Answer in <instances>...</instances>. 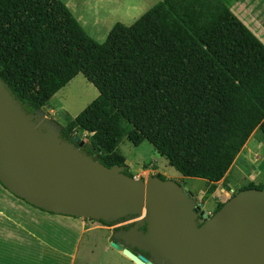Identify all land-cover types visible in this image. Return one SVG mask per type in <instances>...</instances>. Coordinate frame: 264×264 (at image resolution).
<instances>
[{
	"label": "trees",
	"instance_id": "16d2710c",
	"mask_svg": "<svg viewBox=\"0 0 264 264\" xmlns=\"http://www.w3.org/2000/svg\"><path fill=\"white\" fill-rule=\"evenodd\" d=\"M223 1L161 0L97 44L60 0H0V80L33 115L81 74L98 96L61 140L84 135L80 151L107 168L125 167L123 138L146 141L182 177L218 182L264 136V45Z\"/></svg>",
	"mask_w": 264,
	"mask_h": 264
},
{
	"label": "water",
	"instance_id": "95a60500",
	"mask_svg": "<svg viewBox=\"0 0 264 264\" xmlns=\"http://www.w3.org/2000/svg\"><path fill=\"white\" fill-rule=\"evenodd\" d=\"M59 134L40 110L26 115L0 80V185L14 197L95 221L144 212L110 243L136 264H264V190H240L209 215L174 181L104 167L80 151L83 141Z\"/></svg>",
	"mask_w": 264,
	"mask_h": 264
},
{
	"label": "rangeland",
	"instance_id": "374dc122",
	"mask_svg": "<svg viewBox=\"0 0 264 264\" xmlns=\"http://www.w3.org/2000/svg\"><path fill=\"white\" fill-rule=\"evenodd\" d=\"M60 1L91 40L97 44H102L114 24L131 25L144 12L161 0ZM223 2L230 10L233 9L248 27L255 30V36L261 39L260 41L264 45V32L257 29L256 25L258 24L254 21L259 17L264 19V0H244L241 4L231 0H224ZM97 96L98 92L94 86L81 74H78L62 87L53 96L54 98L50 99L48 108L40 111L41 114L48 117L56 129H61L68 122V118L76 116ZM57 102L61 104V107L56 105ZM49 106L54 107L55 111L50 112L51 107ZM77 139L85 142L84 135H78ZM116 152L124 158V164L127 169L125 170V167H122L124 175L131 174L135 179L146 180L147 177L144 175L154 170L158 173L157 177L159 179L165 180L168 178L174 181L181 190H186L199 209L209 215L214 213L217 204L227 201L229 197L237 193L242 187L253 185L264 189V136L257 128L250 134L240 151L236 154L225 176L215 183L202 179L182 178L169 165L164 155L156 152L146 141H143L138 146H133L126 138H123L118 144ZM146 170H149V172H141ZM209 187H213L214 191L210 196L206 197L205 192ZM142 216H134L131 220H139ZM87 221L92 225L103 226L95 220L89 219ZM115 224L109 227L104 226L106 227L105 235L109 242L115 241L111 236L114 233ZM100 234L101 231H97L83 239L76 264H132L116 256L113 250L103 252V245H99L100 242H96L93 248L96 245L97 247L90 250L92 243L90 240L88 241L89 236L97 235L99 237L97 240H101ZM104 247L108 248L106 241Z\"/></svg>",
	"mask_w": 264,
	"mask_h": 264
},
{
	"label": "crops",
	"instance_id": "0c3cea01",
	"mask_svg": "<svg viewBox=\"0 0 264 264\" xmlns=\"http://www.w3.org/2000/svg\"><path fill=\"white\" fill-rule=\"evenodd\" d=\"M243 1H239L238 4ZM231 11L235 13L233 9ZM236 17L254 34L255 30L248 27L238 15ZM254 21L258 24L257 29L264 32V19L259 17ZM56 105L61 107L59 102ZM49 107L50 112L55 111L54 107ZM71 119L68 118L67 121ZM147 171L149 172V170L141 172ZM154 175L158 173L151 170L144 176ZM106 227L92 225L87 219L44 212L14 197L0 185V264H76L83 239L97 231H101L99 235L101 240H97L99 239L97 235L89 236L88 241L92 243L90 250L97 247L96 245L93 248L96 242H100L99 245H103V252L113 250L122 260L136 264L122 251L110 245L112 241L109 242L106 238ZM111 236L115 240L113 242L117 243L114 233ZM105 241L108 248L104 247Z\"/></svg>",
	"mask_w": 264,
	"mask_h": 264
},
{
	"label": "flooded vegetation",
	"instance_id": "af4514ba",
	"mask_svg": "<svg viewBox=\"0 0 264 264\" xmlns=\"http://www.w3.org/2000/svg\"><path fill=\"white\" fill-rule=\"evenodd\" d=\"M132 218H122L121 220H119L116 224H115V227H114V235L116 237V241L120 244L121 241L119 240V236L122 234V233H125L127 232L130 228L133 227L134 224H136L139 220H135V221H132L131 220ZM138 230H140L141 232H145V226H140L138 228ZM131 251L137 253V254H141L143 255L144 257H148V254L147 253H142L140 251H138L137 249H132L130 248Z\"/></svg>",
	"mask_w": 264,
	"mask_h": 264
},
{
	"label": "bare ground",
	"instance_id": "6f19581e",
	"mask_svg": "<svg viewBox=\"0 0 264 264\" xmlns=\"http://www.w3.org/2000/svg\"><path fill=\"white\" fill-rule=\"evenodd\" d=\"M143 213V212H142Z\"/></svg>",
	"mask_w": 264,
	"mask_h": 264
}]
</instances>
